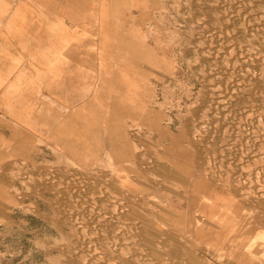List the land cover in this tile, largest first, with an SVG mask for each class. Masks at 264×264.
<instances>
[{
	"label": "rangeland",
	"instance_id": "rangeland-1",
	"mask_svg": "<svg viewBox=\"0 0 264 264\" xmlns=\"http://www.w3.org/2000/svg\"><path fill=\"white\" fill-rule=\"evenodd\" d=\"M263 1L95 0L83 90L0 113V264H264Z\"/></svg>",
	"mask_w": 264,
	"mask_h": 264
},
{
	"label": "crops",
	"instance_id": "crops-1",
	"mask_svg": "<svg viewBox=\"0 0 264 264\" xmlns=\"http://www.w3.org/2000/svg\"><path fill=\"white\" fill-rule=\"evenodd\" d=\"M94 12L95 0H0V113L33 130L38 96L31 93L70 92L73 99L83 90L93 49L105 44ZM23 93L29 104L17 102Z\"/></svg>",
	"mask_w": 264,
	"mask_h": 264
},
{
	"label": "bare ground",
	"instance_id": "bare-ground-1",
	"mask_svg": "<svg viewBox=\"0 0 264 264\" xmlns=\"http://www.w3.org/2000/svg\"><path fill=\"white\" fill-rule=\"evenodd\" d=\"M243 1H244V0H243ZM263 2H264V1H263ZM234 4H235V3H234ZM216 9H217V8H216ZM240 14H241V13H240ZM239 17H240V16H239ZM219 21H220V20H219ZM217 39H218V38H217ZM212 42H213V41H212ZM217 58H218V57H217ZM217 60H218V59H217ZM226 73H227V72H226ZM212 85H213V84H212ZM228 87H229V86H228ZM222 97H223V96H222ZM114 99H115V98H114ZM117 103H118V102H117ZM97 105H98V104H97ZM211 107H212V106H211ZM112 111H113V110H112ZM116 111H117V110H116ZM211 113H212V112H211ZM221 115H222V114H221ZM108 116H109V115H108ZM36 123H37V122H36ZM61 123H62V122H61ZM67 123H68V122H67ZM111 123H112V122H111ZM47 124H48V123H47ZM62 124H64V123H62ZM62 124H61V126H62ZM112 125H113V124H112ZM64 126H65V125H64ZM225 126H226V125H225ZM115 127H116V126H115ZM61 129H62V127H61ZM65 130H66V129H65ZM67 130H68V129H67ZM67 130H66V131H67ZM101 130H102V129H101ZM103 130H104V129H103ZM103 130H102V131H103ZM117 132H118V131H117ZM119 132H120V131H119ZM94 133H95V132H94ZM94 133H93V134H94ZM218 133H219V132H218ZM91 136H92V135H91ZM108 136H109V135H108ZM92 140H93V139H92ZM113 140H114V139H113ZM89 141H90V140H89ZM120 143H121V142H120ZM96 145H97V144H96ZM76 146H77V145H76ZM103 146H104V145H103ZM112 149H113V147H112ZM130 149H131V148H130ZM72 150H73V149H72ZM73 154H74V153H73ZM208 162H209V161H208ZM179 163H180V162H179ZM124 164H126V163H124ZM205 173H206V172H205ZM250 174H251V173H250ZM252 177H253V176H252ZM252 177H250V178H252ZM61 179H62V178H61ZM261 179H262V178H261ZM245 183H246V182H245ZM86 186H87V185H86ZM256 190H257V189H256ZM261 191H264V189L261 190ZM256 192H257V191H256ZM256 192H255V193H256ZM220 195H221V194H220ZM258 195H263V193H261V192L259 193V192H258ZM203 196H204V195H203ZM205 197H206V196H205ZM205 197H204V198H205ZM223 197H224V195H223ZM206 198H207V197H206ZM217 198H218V197H216V199H217ZM219 198H222V197L220 196ZM257 198L259 199V198H263V197L258 196ZM78 199H79V198H78ZM224 199H226V198H224ZM224 199H222V200H224ZM230 199H231V198H230ZM59 200H60V199H59ZM109 200H110V199H109ZM203 200H204V199H203ZM213 200H214V199H213ZM218 200L220 201V199H218ZM215 201H216V200H215ZM230 201L233 202L232 200H230ZM224 202H225V201H224ZM231 202H229V201H228V198H227L226 203L229 204V205H231ZM213 203H215V202H213ZM221 203H223V201H222ZM217 204H218V202H217ZM224 204H225V203H223L222 205L224 206ZM218 205H219V204H218ZM220 205H221V204H220ZM222 205H221V206H222ZM229 205H228V207H229ZM211 206H213V204H211ZM231 206H232V205H231ZM224 207H226V206H224ZM226 208H227V207H226ZM228 209H229V208H228ZM230 209H231V208H230ZM221 210H222V209H221ZM229 211H231V210H229ZM214 216H215V215H214ZM214 218H215V217H214ZM221 218H222V217H221ZM217 220H219V219H217ZM225 221H227V220H225ZM220 224H221V223H220ZM77 225H78V224H77ZM210 226H211V225H210ZM200 227H202V226H200ZM211 228H213V227H211ZM215 228H216V227H215ZM222 228H223V227H222ZM207 229H208V228H207ZM208 230H209V229H208ZM211 230H212V229H211ZM136 231H137V230H136ZM203 231H204V230H203ZM216 231H218V230H216ZM120 232H121V231H120ZM218 236H219V235H218ZM221 236H222V234H221ZM92 238H93V237H92ZM215 239H216V238H215ZM248 239H249V238H248ZM254 239H259V241L262 240V239L264 240V232H263L262 230H258V231L256 232L255 236H254ZM115 243H116V242H115ZM111 244H112V243H111ZM248 244H249V243H248ZM90 248L92 249V248H94V247H91V246H90ZM88 250H89V249H88ZM82 251H83V250H82ZM120 252H121V251H120ZM263 256H264V255H263ZM242 258H243V257H241V259H242ZM247 258H248V257H247ZM239 260H240V259H239ZM242 260H244V259H242ZM250 261H251V260H250ZM252 261H253V259H252ZM114 262H115V261H114ZM114 262H113V263H114ZM241 262H242V261H241ZM250 263H251V262H250ZM239 264H240V263H239Z\"/></svg>",
	"mask_w": 264,
	"mask_h": 264
}]
</instances>
